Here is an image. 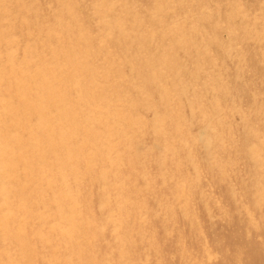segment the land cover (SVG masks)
<instances>
[{"label": "rangeland", "instance_id": "rangeland-1", "mask_svg": "<svg viewBox=\"0 0 264 264\" xmlns=\"http://www.w3.org/2000/svg\"><path fill=\"white\" fill-rule=\"evenodd\" d=\"M193 1L0 0V215L24 229L0 233V262L264 264V0ZM70 187L81 230L69 243L40 216Z\"/></svg>", "mask_w": 264, "mask_h": 264}, {"label": "bare ground", "instance_id": "bare-ground-1", "mask_svg": "<svg viewBox=\"0 0 264 264\" xmlns=\"http://www.w3.org/2000/svg\"><path fill=\"white\" fill-rule=\"evenodd\" d=\"M180 1V0H179ZM193 1V0H192ZM201 1V0H200ZM200 1H198V2H200ZM203 1V0H202ZM219 1H221V0H219ZM228 1V0H227ZM242 1V0H241ZM185 2V1H184ZM194 2V1H193ZM196 2V1H195ZM218 2V1H217ZM188 3V2H187ZM202 3V2H201ZM127 4V3H126ZM180 4V3H179ZM194 4H196V3H194ZM200 4V3H199ZM203 4H204V2H203ZM207 4V3H206ZM213 4V3H212ZM216 6H217V4L216 3H214ZM46 5V4H45ZM89 5V4H88ZM186 5V4H185ZM197 5V4H196ZM208 5H209V3H208ZM207 5V6H208ZM231 5V4H230ZM143 6H144V4H143ZM195 6V5H194ZM205 6V5H204ZM243 6V5H242ZM90 7V6H89ZM70 8V7H69ZM167 8V7H166ZM189 8V7H188ZM196 8H197V6H196ZM199 8V7H198ZM209 8V7H208ZM213 8H215V7H213ZM11 9V8H10ZM96 9V8H95ZM193 9V8H192ZM212 9V8H211ZM90 10V9H89ZM207 10V9H206ZM88 11V10H87ZM93 11H95V10H93ZM193 12V11H192ZM217 12V11H216ZM189 13H190V11H189ZM11 14V13H10ZM9 14V15H10ZM19 14V13H18ZM34 14V13H33ZM94 14H97V13H94ZM142 14V13H141ZM180 14V13H179ZM186 14V13H185ZM185 14H184V16H185ZM9 15H7V17L9 16ZM12 15V14H11ZM173 15H174V13H173ZM187 15V14H186ZM190 16V15H189ZM257 16V15H256ZM34 17V16H33ZM39 17V16H38ZM38 17H37V19H38ZM77 17V16H76ZM88 17V16H87ZM91 17H92V15H91ZM180 17V16H179ZM188 17V16H187ZM19 18H20V16H19ZM75 18V17H74ZM192 18V17H191ZM16 19V18H15ZM18 19V18H17ZM93 19H94V17H93ZM91 20V19H90ZM141 20V19H140ZM207 20V19H206ZM17 21V20H16ZM94 21H96L97 22V20L95 19ZM178 21V20H177ZM176 21V22H177ZM39 22V21H38ZM80 22V21H79ZM90 22H92V21H90ZM96 22H95V24H96ZM99 22V21H98ZM15 23V22H14ZM14 23H12V24H14ZM43 23V22H42ZM89 23V22H88ZM93 23V22H92ZM173 23H174V21H173ZM85 24H86V22H85ZM84 24V25H85ZM110 24V23H109ZM39 25V24H38ZM91 25V24H90ZM16 27H17V24L15 25ZM170 26V25H169ZM10 27V26H9ZM93 27H96V26H93ZM171 27V26H170ZM15 28V27H14ZM88 28H90V27H88ZM12 29V28H11ZM24 29V28H23ZM30 29V28H29ZM84 29H86L85 27H84ZM112 29V28H111ZM169 29V28H168ZM174 29V28H173ZM16 30H18L17 28H16ZM43 30H45V29H43ZM90 30V29H89ZM123 30V29H122ZM25 31H26V29H25ZM30 31V30H29ZM83 31V30H82ZM15 32V31H14ZM19 32V31H18ZM24 32V31H23ZM43 32V31H42ZM47 32V31H46ZM107 32V31H106ZM25 33V32H24ZM87 33H89V32H87ZM152 33V32H151ZM255 33H256V31H255ZM12 34V33H11ZM42 34V33H41ZM175 34V33H174ZM216 34V33H215ZM18 35H20V34H18ZM22 35V34H21ZM26 35V34H25ZM88 35V34H87ZM173 35V34H172ZM12 36L13 35H11V38H12ZM16 36V35H15ZM34 36V35H33ZM22 37V36H21ZM150 37H151V35H150ZM10 38V39H11ZM17 38H18V36H17ZM20 38V37H19ZM40 38H38V40H39ZM54 39H56V38H54ZM59 39V38H58ZM169 39V38H168ZM19 40V39H18ZM28 40V39H27ZM29 41V40H28ZM54 42V41H53ZM72 42V41H71ZM16 43V42H15ZM32 43V42H31ZM55 43V42H54ZM59 43H60V41H59ZM61 44V43H60ZM3 45V44H2ZM24 45V44H23ZM63 45V44H62ZM19 46V45H18ZM31 46V45H30ZM169 46V45H168ZM237 46V45H236ZM14 47V46H13ZM85 47V46H84ZM88 47V46H87ZM1 48V47H0ZM25 48V47H24ZM70 48V47H69ZM8 49V48H7ZM46 49V48H45ZM37 50V49H36ZM54 50V49H53ZM32 50H30L29 49V52H28V55H31V52ZM2 52H3V50H2ZM10 52H11V49H10ZM8 53H9V51H8ZM11 53H13V52H11ZM34 53H35V51H34ZM1 54V53H0ZM27 54V53H26ZM18 55H19V53H18ZM24 55V54H23ZM12 56H13V54H9V56H8V59H6V60H11L12 59ZM32 56H33V54H32ZM32 56H30V57H32ZM52 56V55H51ZM183 56V55H182ZM182 56H180V57H182ZM24 57V56H23ZM179 57V58H180ZM184 57V56H183ZM228 57V56H227ZM17 58V57H16ZM27 58V57H26ZM28 59H31V58H28ZM45 59V58H44ZM79 60H80V58H78ZM4 60V59H3ZM6 60H4V61H6ZM19 60V59H18ZM21 60H23L22 58H21ZM25 61H26V59H25ZM24 61V66H23V69L27 66V62H25ZM40 62H41V60H39ZM59 61V60H58ZM83 61V60H82ZM82 61H81V64H82ZM16 62V61H15ZM14 62V63H15ZM78 62V61H77ZM17 63V62H16ZM75 63V62H74ZM182 63V62H181ZM188 63V62H187ZM241 63V62H240ZM2 64H5L4 62H2ZM11 64V63H10ZM48 64V63H47ZM79 64V63H78ZM85 64V63H84ZM13 65V64H12ZM11 65V66H12ZM42 65V64H41ZM117 65V64H116ZM1 67H2V65H0ZM18 65H16V67H17ZM34 66V65H33ZM45 66V65H44ZM47 66V65H46ZM10 67V66H9ZM48 67V66H47ZM80 67H82V66H80ZM128 67V66H127ZM30 68H31V66H30ZM34 68V67H33ZM46 68V67H45ZM53 68V67H52ZM83 68V67H82ZM13 71L16 69V68H14V67H12L11 68ZM19 69V68H18ZM42 69V68H41ZM81 69V68H80ZM114 69V68H113ZM127 69V68H126ZM32 70V69H31ZM36 70H38V68H36ZM49 70H51V69H49ZM49 70H47V71H49ZM66 70V69H65ZM69 70V69H68ZM75 70V69H74ZM79 70V69H78ZM239 70V69H238ZM2 72H3V69L1 70ZM7 71V70H6ZM17 72V71H16ZM79 72V71H78ZM7 73V72H6ZM40 73V72H39ZM73 73V72H72ZM176 73V72H175ZM201 73V72H200ZM55 74H56V72H55ZM71 74V73H70ZM125 74V73H124ZM182 74V73H181ZM2 76H4L5 74L3 73V74H1ZM29 75V74H28ZM28 75H27V77L26 78H28ZM43 75V74H42ZM41 75V76H42ZM50 75H51V73H50ZM57 75V74H56ZM72 75H74V74H72ZM133 75V74H132ZM131 75V76H132ZM177 76H178V73L176 74ZM195 75H197V74H195ZM19 76V75H18ZM32 76H33V74H32ZM37 76V75H36ZM36 76H34V77H36ZM41 76H38L37 77V79L38 78H40ZM61 76V75H60ZM71 76V75H70ZM90 77V75H87V77ZM94 76V75H93ZM187 76V75H186ZM235 76H236V74H235ZM1 77V76H0ZM46 77V76H45ZM57 77H59L58 75H57ZM72 77V76H71ZM156 77V76H155ZM173 77V76H172ZM176 77V76H175ZM42 78V77H41ZM56 78V77H55ZM69 78V77H68ZM73 78V77H72ZM92 78V77H91ZM127 78V77H126ZM158 78V77H157ZM17 79H18V77H17ZM16 79V80H17ZM36 79V80H37ZM53 79V78H52ZM52 79L50 80V78H49V80L50 81H52ZM61 79V78H60ZM59 79V80H60ZM65 79V78H64ZM76 79H78V78H76ZM110 79V78H109ZM112 79V78H111ZM128 79V78H127ZM131 79V78H130ZM133 79H135V78H133ZM170 79H172V78H170ZM192 79V78H191ZM215 79V78H214ZM236 79V78H235ZM15 80V81H16ZM56 80V79H55ZM69 80V79H68ZM96 80V79H95ZM173 80V79H172ZM201 80V79H200ZM20 81V80H19ZM45 81V80H44ZM83 81V80H82ZM94 81V80H93ZM174 81V80H173ZM189 81V80H188ZM21 82V81H20ZM19 82V83H20ZM27 82V81H26ZM56 82V84H57V81H55ZM64 82V81H63ZM68 82V81H67ZM76 82V81H75ZM91 82V81H90ZM95 82V81H94ZM93 82V83H94ZM108 82V81H107ZM120 82V81H119ZM130 82V81H129ZM180 82H181V80H180ZM179 82V83H180ZM13 83V82H12ZM32 84H33V82H31ZM30 83V84H31ZM85 83V82H84ZM100 83V82H99ZM99 83H97V84H99ZM102 83V82H101ZM100 83V84H101ZM109 83H110V81H109ZM115 83V82H114ZM124 83V82H123ZM160 83V82H159ZM9 84V83H8ZM15 84V83H14ZM26 84V83H25ZM55 84V83H54ZM66 84V83H65ZM89 84V83H88ZM105 84H106V82H105ZM118 84V83H117ZM126 84V83H125ZM124 84V85H125ZM3 85V84H2ZM18 86H19V84H17ZM17 85H14V86H17ZM43 85V84H42ZM74 85V84H73ZM82 85V84H81ZM87 85V84H86ZM95 85H96V83H95ZM131 85V84H130ZM135 85V87H137L136 86V83L134 84ZM182 85V84H181ZM13 86V91H15V87ZM32 86H35V85H32ZM62 86V85H61ZM60 86V87H61ZM64 86V85H63ZM62 86V87H63ZM83 86V85H82ZM94 86V85H93ZM92 86V87H93ZM139 86V85H138ZM3 87V86H2ZM40 87V86H39ZM49 87V90H48V92H52L53 90H51L52 88H50L51 86H48ZM53 87V86H52ZM56 87H57V85H56ZM61 87V88H62ZM73 87V86H72ZM71 87V88H72ZM85 87V86H84ZM112 87V86H111ZM118 87V86H117ZM121 87V86H120ZM126 87H127V85H126ZM134 87V88H135ZM147 87V86H146ZM182 87V86H181ZM194 87V86H193ZM28 88V87H27ZM32 88H34V87H32ZM66 88V87H65ZM78 88V87H77ZM94 88V87H93ZM113 88V87H112ZM122 88V87H121ZM124 88V87H123ZM192 88V87H191ZM25 89V88H24ZM48 89V88H47ZM96 89V88H95ZM206 89V88H205ZM18 90H19V88H18ZM33 90V89H32ZM45 90V89H44ZM90 90V89H89ZM128 90V89H127ZM143 90V89H142ZM157 90V89H156ZM6 91V90H5ZM17 91V90H16ZM15 91V92H16ZM34 91H35V89H34ZM33 91V92H34ZM40 91H41V89H40ZM62 91H64V90H62ZM101 91V90H100ZM110 91V90H109ZM108 91V92H109ZM117 91V90H116ZM139 91H140V89H139ZM158 91V90H157ZM182 91H184L183 90V88H182ZM192 91V90H191ZM207 91V90H206ZM12 92V91H11ZM89 92V91H88ZM113 92V91H112ZM126 92V91H125ZM129 93L131 92V91H128ZM172 92V91H171ZM21 93H23V92H21ZM47 93V92H46ZM55 93H57V92H55ZM76 93V92H75ZM81 93V92H80ZM110 93V92H109ZM108 93V94H109ZM127 93V92H126ZM125 93V94H126ZM150 93V92H149ZM14 94V93H13ZM37 94H38V92H37ZM48 94V93H47ZM65 94V93H64ZM99 94V93H98ZM132 94V93H131ZM9 95H11V94H9ZM27 95V94H26ZM32 95H33V93H32ZM46 95V94H45ZM55 95V94H54ZM54 95H49V96H54ZM73 94H71V96H72ZM76 95H78V94H76ZM81 95V94H80ZM90 95V94H89ZM97 95V94H96ZM96 95H95V97H96ZM100 95H102V94H100ZM119 95V94H118ZM137 95V94H136ZM175 95V94H174ZM75 96V95H74ZM121 96V95H120ZM159 96V95H158ZM12 97V96H11ZM41 97V96H40ZM39 97V98H40ZM46 97H47V95H46ZM57 97V96H56ZM66 97V96H65ZM76 97V96H75ZM74 97V98H75ZM109 97H110V95H109ZM124 97V96H123ZM155 97V96H154ZM157 97V96H156ZM174 97V96H173ZM176 97H177V95H176ZM5 98V97H4ZM19 98V97H18ZM73 98V99H74ZM130 98V97H129ZM153 98V97H152ZM160 98V97H159ZM163 98V97H162ZM44 99H45V97H44ZM50 99V98H49ZM48 99V100H49ZM57 98H55L54 100H56ZM72 99V98H71ZM80 99V98H79ZM89 99V98H88ZM108 99V98H107ZM112 99V98H111ZM122 99H124V98H122ZM134 99V98H133ZM140 99V98H139ZM1 100V99H0ZM15 100V99H14ZM39 100H41V99H39ZM101 100H102V98H101ZM100 100V101H101ZM142 100V99H141ZM152 100H154V99H152ZM24 101V100H23ZM45 101V100H44ZM50 101V100H49ZM78 101H80V100H78ZM99 101V100H98ZM99 101V102H100ZM103 101V100H102ZM109 101V100H108ZM113 101V100H112ZM111 101V102H112ZM149 101V100H148ZM158 101V100H157ZM14 102V101H13ZM48 102V101H47ZM76 103H77V101H75ZM95 102V101H94ZM110 102V103H111ZM127 102V101H126ZM133 102H135V101H133ZM147 102V101H146ZM85 103V102H84ZM102 103V102H101ZM124 103V102H123ZM130 103V102H129ZM151 103V102H150ZM41 104H43V103H41ZM44 104H45V102H44ZM131 104H134L135 105V103H131ZM141 104V103H140ZM71 105V104H70ZM76 105V104H75ZM83 105V104H82ZM98 105V104H97ZM110 105V104H109ZM130 105V104H129ZM40 106V105H39ZM38 106V107H39ZM47 106V105H46ZM78 106H80L79 104H78ZM103 106V105H102ZM101 106V107H102ZM30 107V106H29ZM66 107H67V105H66ZM70 107V106H69ZM76 107V106H75ZM95 107V106H94ZM26 108V107H25ZM35 108H36V106H35ZM40 108H41V106H40ZM109 108H111V106L109 107ZM116 108V107H115ZM115 108H113V109H115ZM190 108V107H189ZM21 109H22V106H21ZM34 109V108H33ZM43 109V108H42ZM61 109V108H60ZM69 109V108H68ZM89 109H90V107H89ZM105 109V108H104ZM104 109H102V110H104ZM132 109V108H131ZM165 109V108H164ZM1 110V109H0ZM101 110V111H102ZM137 110V109H136ZM135 110V111H136ZM40 111H41V109H40ZM40 111H38L37 112V110H36V112L37 113H39ZM54 111V110H53ZM57 111V110H56ZM67 111V110H66ZM84 111V110H83ZM106 112H107V109L105 110ZM109 111V110H108ZM115 111V110H114ZM151 111V110H150ZM33 112V111H32ZM35 112V113H36ZM63 112H64V110H63ZM62 112V113H63ZM85 112H86V114L87 113H89V112H87L86 110H85ZM93 112V111H92ZM96 112V111H95ZM98 112L99 111H97L96 113L98 114ZM111 112V111H110ZM116 112V111H115ZM118 112V111H117ZM133 112V111H132ZM132 112L130 113V114H132ZM189 113H191L190 111H188ZM22 113H24V110H23V112ZM50 113V112H49ZM53 113H55V112H53ZM70 113V112H69ZM105 113V112H104ZM120 113V112H119ZM21 114V113H20ZM32 114V113H31ZM96 114V115H97ZM103 114V113H102ZM113 114H114V112H113ZM116 114V113H115ZM114 114V115H115ZM140 114H141V112H140ZM139 114V115H140ZM152 114V113H151ZM37 115H39V114H37ZM56 115V114H55ZM78 115V114H77ZM76 115V116H77ZM99 115H101V114H99ZM106 115H107V113H106ZM129 115V114H128ZM153 115V114H152ZM24 116V115H23ZM28 116V115H27ZM66 116V115H65ZM64 116V117H65ZM84 116V114L82 115V117ZM86 116V115H85ZM102 116V115H101ZM108 116H111V115H108ZM117 116V115H116ZM135 116V115H134ZM42 117H44V116H42ZM42 117H40V118H42ZM45 117H46V115H45ZM44 117V118H45ZM100 117V116H99ZM120 117V116H119ZM122 117V116H121ZM124 117H125V115H124ZM130 117H132V116H129V119H131ZM142 118L144 117L143 115L141 116ZM166 117V116H165ZM37 119L36 118V120H41V119ZM56 118H57V116H56ZM71 118V117H70ZM90 118V117H89ZM117 118H118V116H117ZM116 118V119H117ZM128 118V117H127ZM23 119H25V117L23 118ZM47 121H48V119L50 120V122H51V124L52 125H54L55 123H56V120H55V118H54V116L50 113V114H47ZM64 119V118H63ZM81 119V118H80ZM84 119H87V118H84ZM93 119V118H92ZM98 119V118H97ZM119 119V118H118ZM121 119V118H120ZM133 119V118H132ZM139 119V118H138ZM68 120L69 119H67V122H68ZM127 120V119H126ZM137 120V119H136ZM142 120V119H141ZM210 120V119H209ZM24 121V120H23ZM29 121V120H28ZM44 121H46V120H44ZM59 121V120H58ZM80 121V120H79ZM96 121V120H95ZM99 121V120H98ZM122 121V120H121ZM128 121V120H127ZM31 122H32V120H31ZM30 122V123H31ZM38 122V121H37ZM41 122V121H40ZM39 122V123H40ZM61 122V121H60ZM60 122H57V123H60ZM66 122V123H67ZM81 122V121H80ZM83 122V121H82ZM81 122V123H82ZM85 122H87V121H85ZM154 122H156V121H154ZM153 122V123H154ZM158 122H159V120H158ZM28 123V122H27ZM33 123H35L34 121H33ZM45 123V122H44ZM70 123V122H69ZM112 123V122H111ZM119 123H120V121H119ZM118 123V124H119ZM206 123H208V122H206ZM45 124H49V123H45ZM50 124V125H51ZM83 124H85V123H83ZM131 124V123H130ZM135 124V123H134ZM133 124V125H134ZM156 124V123H155ZM81 125V124H80ZM99 125V124H98ZM109 125H112V124H109ZM137 125V124H136ZM153 125V124H152ZM31 126V125H30ZM36 126V125H35ZM46 126V125H45ZM58 126V125H57ZM86 126V125H85ZM87 126L89 127V124H87ZM87 126H86V128H87ZM127 126V125H126ZM163 126V125H162ZM29 127V126H28ZM28 127H26L27 129H28ZM44 127V126H43ZM42 127V128H43ZM61 127V126H60ZM76 127V126H75ZM156 127H160V125L159 126H156ZM25 128V129H26ZM30 128V127H29ZM46 128V127H45ZM50 129L49 130H51V127H49ZM58 128V127H57ZM84 128V127H83ZM90 128V127H89ZM112 128V127H111ZM192 128V127H191ZM212 128V127H211ZM34 129V128H33ZM63 129V128H62ZM94 129H95V127H94ZM166 129V128H165ZM199 129V128H198ZM197 129V130H198ZM203 129V128H202ZM35 130H37V128L35 129ZM48 130V131H49ZM56 130V129H55ZM92 130V129H91ZM121 130V129H120ZM120 130H119V132H120ZM138 130V129H137ZM146 130V129H145ZM148 130V129H147ZM146 130V131H147ZM153 130V129H152ZM52 131H53V129H52ZM58 131V130H57ZM56 131V132H57ZM60 131H62V130H60ZM76 131V130H75ZM74 131V132H75ZM79 131V130H78ZM80 131H81V129H80ZM79 131V132H80ZM86 131V130H85ZM84 131V132H85ZM96 131H98V130H96ZM95 131V132H96ZM116 131V130H115ZM179 131V130H178ZM190 131V130H189ZM202 131V130H201ZM33 132V131H32ZM50 132V131H49ZM78 132V133H79ZM92 132V131H91ZM105 132V131H104ZM133 132V131H132ZM153 132V131H152ZM41 133V132H40ZM61 133H63V132H61ZM69 133V132H68ZM76 133V132H75ZM82 133V132H81ZM88 133H89V130H88ZM87 133V134H88ZM121 133V132H120ZM122 133H124V132H122ZM136 133V132H135ZM134 133V134H135ZM207 133V132H206ZM54 134V133H53ZM57 134V133H56ZM70 134H72V133H70ZM93 134V133H92ZM129 134V133H128ZM154 134V133H153ZM189 134H191V133H189ZM197 134V133H196ZM46 135V134H45ZM59 135V134H58ZM62 135V134H61ZM61 135H59V136H61ZM73 135V134H72ZM79 135V134H78ZM117 135V134H116ZM115 135V136H116ZM145 135V134H144ZM205 135V134H204ZM26 136H27V134H26ZM56 136V135H55ZM77 136V135H76ZM75 136V137H76ZM94 136V135H93ZM118 136V135H117ZM131 136V135H130ZM148 136V135H147ZM194 136V135H193ZM34 137V136H33ZM32 137V138H33ZM41 136H40V134H39V138H40ZM49 137H52V136H49ZM63 137H65V135L63 136ZM107 137V136H106ZM114 137V136H113ZM145 137V136H144ZM149 137V136H148ZM185 137V136H184ZM183 137V138H184ZM192 137V136H191ZM208 137V136H207ZM22 138V137H21ZM35 138H36V136H35ZM34 138V139H35ZM58 138V137H57ZM60 138V137H59ZM96 138V137H95ZM141 138V137H140ZM151 138V137H150ZM161 138V137H160ZM173 138H175V137H173ZM177 138V137H176ZM189 138V137H188ZM187 138V139H188ZM202 138V137H201ZM230 138V137H229ZM25 139V138H24ZM29 139H31V136L27 139L26 138V140L27 141H29ZM38 139V138H37ZM50 139H52V138H50ZM107 139V138H106ZM181 139V138H180ZM193 139V138H192ZM20 140V139H19ZM19 140H18V142H19ZM23 140V139H22ZM21 140V141H22ZM54 140V139H53ZM64 140V139H63ZM85 140V139H84ZM83 140V141H84ZM87 140H88V138H87ZM92 140V139H91ZM99 140V139H98ZM119 140V139H118ZM139 140V139H138ZM170 140V139H169ZM172 140V139H171ZM170 140V141H171ZM194 141H195V139H193ZM193 140H191V141H193ZM13 141H14V139H13ZM34 141V140H33ZM37 141V140H36ZM35 141V142H36ZM39 141V140H38ZM47 141V140H46ZM45 141V142H46ZM89 141V140H88ZM106 141V140H105ZM183 141V140H182ZM207 141V140H206ZM2 142V141H1ZM0 142V143H1ZM24 142H25V140H24ZM77 142V141H76ZM82 142V141H81ZM80 142V143H81ZM107 142H109V141H107ZM114 142V141H113ZM113 142H111V144L113 143ZM116 142V141H115ZM139 142V141H138ZM203 142V141H202ZM8 143V142H7ZM37 143V142H36ZM47 143H48V141H47ZM52 143H53V141H52ZM56 143V142H55ZM55 143H54V145H55ZM103 143H105V142H103ZM137 143V142H136ZM150 143V142H149ZM161 143V142H160ZM164 143V142H163ZM183 143V142H182ZM2 144V143H1ZM32 144H33V146H34V148H35V144L32 142ZM49 144V143H48ZM50 144H51V140H50ZM88 144V143H87ZM177 144H178V142H177ZM184 144V143H183ZM194 144H196V141H195V143ZM203 144V143H202ZM3 145V144H2ZM24 145V144H23ZM31 145V144H30ZM38 145V144H37ZM84 145H85V142H84ZM100 145V144H99ZM109 145V144H108ZM131 145H133V144H131ZM135 145V144H134ZM145 145V144H144ZM26 146V142H25V145H24V147ZM28 146V145H27ZM26 146V147H27ZM39 146V145H38ZM48 146V145H47ZM46 146V147H47ZM80 146V145H79ZM93 146V145H92ZM136 146V145H135ZM155 146V145H154ZM163 146V145H162ZM183 146V145H182ZM194 146V145H193ZM40 147V146H39ZM76 147V146H75ZM94 147V146H93ZM114 147V146H113ZM128 147H130V146H128ZM139 147V146H138ZM157 147V146H156ZM188 147H190V145L189 146H187V148ZM200 147H201V145H200ZM45 148V147H44ZM47 148H49V147H47ZM92 148V147H91ZM97 148H99V146L97 147ZM101 148V147H100ZM106 148V147H105ZM124 148V147H123ZM133 148V147H132ZM135 148V147H134ZM234 148V147H233ZM33 149V148H32ZM41 149V148H40ZM87 149V148H86ZM178 149H180V148H178ZM195 149V148H194ZM11 150V149H10ZM89 150V149H88ZM95 150V149H94ZM132 150V149H131ZM181 150V149H180ZM193 150V149H192ZM201 150V149H200ZM199 150V151H200ZM27 151H29V150H27ZM33 151H35V150H33ZM79 151V150H78ZM90 151V150H89ZM97 151V150H96ZM106 151H107V149H106ZM118 151H120V150H118ZM124 151H125V149H124ZM185 151H187V149H185ZM184 151V152H185ZM42 152V151H41ZM50 152H51V150H50ZM57 152V151H56ZM64 153H62L61 155H60V158L61 159H65V160H68L71 156H73L72 155V151L70 150V149H66V150H64L63 151ZM80 152H82V151H80ZM95 152V151H94ZM122 152V151H121ZM134 152V151H133ZM197 152V151H196ZM6 153V152H5ZM25 153V152H24ZM23 153V154H24ZM34 153V152H33ZM76 153V152H75ZM88 153V152H87ZM86 153V154H87ZM108 153V152H107ZM106 153V154H107ZM112 153V152H111ZM110 153V154H111ZM124 153H126V152H124ZM181 153V152H180ZM40 154V153H39ZM51 154V153H50ZM53 154V153H52ZM81 154V153H80ZM113 154V153H112ZM132 154V153H131ZM130 154V155H131ZM159 154V153H158ZM203 154V153H202ZM37 155V154H36ZM92 155H93V153H91V152H89V154L86 156L87 157V159L88 158H91L92 157ZM97 155V154H96ZM100 155H102V154H100ZM129 155V154H128ZM201 155V154H200ZM82 156V155H81ZM104 156H105V154H104ZM107 156V155H106ZM175 156V155H174ZM181 156V155H180ZM198 156V155H197ZM203 156V155H202ZM10 156H2L1 154H0V164H1V162L3 161V160H5V159H8V160H10V158H9ZM42 157V156H41ZM100 157V156H99ZM108 157H114V155L113 156H108ZM182 157V156H181ZM26 158H28V157H26ZM36 158V157H35ZM98 158V157H97ZM134 159L136 158L135 156L133 157ZM29 159V158H28ZM48 159V158H47ZM51 159V158H50ZM99 159V158H98ZM101 159V158H100ZM114 159H115V157H114ZM176 159H177V157H176ZM212 159V158H211ZM16 160V159H15ZM23 160V159H22ZM25 160V159H24ZM5 161H7V160H5ZM46 161V160H45ZM49 161V160H48ZM69 161V160H68ZM77 163H82V164H88V161H89V159L88 160H85V159H81L80 161H79V158H77ZM186 161V160H185ZM34 162H36V161H34ZM182 162V161H181ZM194 162V161H193ZM39 162H37V164H38ZM53 163V162H52ZM99 163V162H98ZM175 163V162H174ZM201 163V162H200ZM33 164V163H32ZM34 164H36V163H34ZM49 164V163H48ZM63 164V163H62ZM90 164V163H89ZM223 164V163H222ZM30 165V164H29ZM54 165V164H53ZM128 168L129 169H131V170H134L135 168H136V165H135V161H132V162H130V163H128ZM186 167V166H185ZM33 168V167H32ZM35 168V167H34ZM1 169H2V167H1ZM0 169V170H1ZM40 169V168H39ZM59 169V168H58ZM34 170V169H33ZM37 170H38V168H37ZM61 171H62V173H70V174H72L70 171H72V170H74L75 172H76V170H75V168H74V166H71V165H68V164H64V166H61V169H60ZM64 170V171H63ZM24 171H25V169H24ZM49 171V170H48ZM141 171V170H140ZM19 172H20V170H19ZM36 172V171H35ZM189 172V171H188ZM34 173V172H33ZM38 173V172H37ZM41 173H44V172H41ZM77 173V172H76ZM99 173H100V175H101V171L99 170ZM140 173V172H139ZM11 174V176H12V173H10ZM45 174V173H44ZM33 176V175H32ZM134 176V175H133ZM143 176V175H142ZM141 176V177H142ZM16 177V176H15ZM34 177V176H33ZM61 177H63V176H61ZM128 177V176H127ZM148 177V176H147ZM143 178V177H142ZM208 178V177H207ZM26 179H27V177H26ZM38 179V178H37ZM136 179V178H135ZM8 180V179H7ZM9 180H14V177H12V178H10ZM64 180V179H63ZM86 180H87V177H86ZM135 181V180H134ZM138 181V180H137ZM24 182V181H23ZM141 182V181H140ZM14 183V182H13ZM34 183V182H33ZM6 184V183H5ZM33 185V184H32ZM147 186V185H146ZM103 187V186H102ZM136 187V186H135ZM141 187H143V185L141 186ZM200 187V186H199ZM1 188H3L2 186H1ZM0 188V189H1ZM35 189H37V188H35ZM35 189H32L33 191L35 190ZM2 190V189H1ZM4 190H5V188H4ZM30 190V189H29ZM136 190H137V187H136ZM144 190V189H143ZM205 191V190H204ZM207 191V190H206ZM75 192H76V189H75V187H70V190L69 189H67V191L66 192H64V193H62V194H60L59 195V197H57L56 199H51L50 201H48V202H45L44 204H43V207H44V213H42L41 214V216L40 217H42V218H45L47 215H49L50 214V212L51 213H53L54 215H55V218H56V224H52L51 226L49 225H45L46 223H49V221H45V220H42V223H43V228H44V231H46V232H54V231H58V232H60L61 234H62V236H63V238H64V240L66 241V242H71L70 240L72 239V237L77 233V232H79L81 229V224H80V220L79 219H77V216H76V214H77V211H76V205L79 203V199L77 198V195H75ZM194 192V191H193ZM198 192V191H197ZM220 192V191H219ZM219 192H218V194H219ZM232 192V191H231ZM222 193V192H221ZM195 194V193H194ZM146 195V194H145ZM150 195V194H149ZM153 195V194H152ZM215 195H217V194H215ZM141 196V195H140ZM144 196V195H143ZM148 196V195H147ZM169 196V195H168ZM171 196H172V194H171ZM196 196H197V194H196ZM149 197V196H148ZM158 197V196H157ZM160 197V196H159ZM164 197V196H163ZM166 197V196H165ZM164 197V198H165ZM74 198H76V199H74ZM170 198V197H169ZM172 198V197H171ZM198 198V197H197ZM200 198H202V197H200ZM221 198V197H220ZM148 199V198H147ZM154 200V199H153ZM152 200V201H153ZM193 200V199H192ZM236 200V199H235ZM158 201V200H157ZM162 201V200H161ZM51 202L54 204V206L53 207H51ZM174 202V201H173ZM176 202V201H175ZM166 203V202H165ZM197 203V202H196ZM195 203V204H196ZM153 204V203H152ZM156 204H157V202H156ZM164 204V203H163ZM168 204V203H167ZM179 204V203H178ZM63 205H67V210H64L63 209ZM13 206V205H12ZM149 206V205H148ZM179 206V205H178ZM48 207H50V210H48ZM151 207V206H150ZM160 207V206H159ZM158 208V207H157ZM175 208V207H174ZM151 210H152V208H151ZM155 210V209H154ZM163 210V209H162ZM161 210V211H162ZM195 210V209H194ZM37 211V210H36ZM196 211V210H195ZM198 211V210H197ZM155 212V211H154ZM262 212V211H261ZM41 213V212H40ZM167 213V212H166ZM181 214V213H180ZM197 214V213H196ZM39 215V214H38ZM111 215V214H110ZM198 215V214H197ZM143 216V215H142ZM154 216V215H153ZM203 216H205V215H203ZM259 216V215H258ZM38 217V216H37ZM162 217V216H161ZM175 217H176V215H175ZM212 217V216H211ZM253 217H255V216H253ZM260 217V216H259ZM39 218V217H38ZM110 218V217H109ZM139 219V218H138ZM152 219V218H151ZM162 219V218H161ZM240 219H241V217H240ZM106 220V219H105ZM137 220V219H136ZM225 220V219H224ZM263 220V219H262ZM188 221V220H187ZM170 222V221H169ZM172 222V221H171ZM243 222V221H242ZM90 223V222H89ZM93 223H95V221L93 222ZM142 223V222H141ZM140 223V224H141ZM151 223V222H150ZM244 223V222H243ZM263 223V222H262ZM102 224V223H101ZM101 224H100V226H101ZM154 224V223H153ZM164 224V223H163ZM172 224V223H171ZM96 225V224H95ZM165 225H167V224H165ZM243 225V224H242ZM103 226V225H102ZM168 226V225H167ZM261 226V225H260ZM152 227H154L153 225H152ZM175 227V226H174ZM244 227V226H243ZM246 227V226H245ZM89 228V227H88ZM95 228V227H94ZM102 228V227H101ZM115 228V227H114ZM141 228H143V227H141ZM176 228V227H175ZM239 228V227H238ZM238 228H235V230L236 229H238ZM202 229V228H201ZM261 229V228H260ZM92 230V229H91ZM97 230V229H96ZM166 230V229H165ZM89 231V230H88ZM153 231V230H152ZM230 231V230H229ZM237 231V230H236ZM10 232H14V234H17V237H18V239L20 240L21 238H19L20 236H23L24 235V229L23 228H21V227H19L18 229H16V231H14V230H12L10 227H9V223H8V217H7V215L6 214H1L0 215V233L1 234H3L4 235V239L5 238H7L8 236H10L9 234H10ZM112 232H114V231H112ZM145 232V231H144ZM244 232V231H243ZM88 233V232H87ZM155 233V232H154ZM157 233V232H156ZM250 233V232H249ZM98 234V233H97ZM158 234V233H157ZM156 234V235H157ZM173 234V233H172ZM171 234V235H172ZM213 234V233H212ZM242 234V233H241ZM204 235V234H203ZM219 235H221V234H219ZM250 235V234H249ZM29 236H30V234H29ZM261 236V235H260ZM217 237V236H216ZM234 237V236H233ZM115 238V237H114ZM157 238V237H156ZM250 238V237H249ZM77 239V238H76ZM253 239V238H252ZM241 240V239H240ZM261 240V239H260ZM223 241V240H222ZM34 242V241H33ZM37 242V241H36ZM241 242H242V240H241ZM247 242V241H246ZM230 244V243H229ZM248 244V243H247ZM257 244V243H256ZM58 245V244H57ZM240 245V244H239ZM243 245V244H242ZM249 245V244H248ZM247 245V246H248ZM56 247V246H55ZM54 247V248H55ZM258 247H260V246H258ZM234 249V248H233ZM241 249V248H240ZM243 249V248H242ZM2 251V250H1ZM259 251V250H258ZM257 251V252H258ZM229 252V251H228ZM63 253V252H62ZM244 253V255H245V253L246 252H243ZM250 253V252H249ZM36 254V253H35ZM40 254V253H39ZM215 254H216V252H215ZM80 256H81V254H79ZM249 256H250V254H248ZM257 255V254H256ZM261 255H262V253H261ZM63 256V255H62ZM263 256V255H262ZM72 257V256H71ZM105 259V258H104ZM103 259V260H104ZM107 260V259H106ZM244 260V259H243ZM247 261V260H246ZM253 261V260H252ZM245 262V261H244ZM247 262H249V261H247ZM11 262L10 261H7L6 259H4L3 261H1L0 262V264H10ZM246 263V262H245ZM259 263V262H258ZM260 263H262V262H260ZM95 264H96V261H95ZM183 264V263H182ZM252 264H253V262H252Z\"/></svg>", "mask_w": 264, "mask_h": 264}]
</instances>
